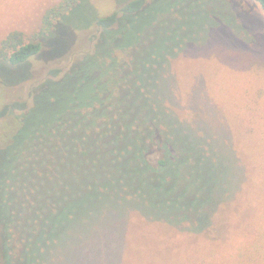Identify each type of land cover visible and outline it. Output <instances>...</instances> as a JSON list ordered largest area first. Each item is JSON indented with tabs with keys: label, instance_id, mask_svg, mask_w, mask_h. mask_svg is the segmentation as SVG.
Segmentation results:
<instances>
[{
	"label": "trees",
	"instance_id": "trees-1",
	"mask_svg": "<svg viewBox=\"0 0 264 264\" xmlns=\"http://www.w3.org/2000/svg\"><path fill=\"white\" fill-rule=\"evenodd\" d=\"M156 1L162 4L155 7ZM256 1L264 12V0ZM116 4L111 14L93 16L90 0H60L45 11L33 39L13 30L0 42V82L5 86L31 79L33 58H67L65 66L51 67L29 89L26 100L0 107V119L12 124L11 133L0 137V150L26 136L20 159L11 167L3 165L7 156L0 158V264L14 230L30 238L34 219L45 213L68 215L66 226H72L61 223L65 231L50 234L47 224L45 239L52 245L68 240L66 231L74 226L88 220L97 226L109 213L136 210L175 226L209 225L201 207L211 201L209 211L229 170L204 153L214 148L212 143L167 107L170 92L164 78L177 52L196 42L215 14L198 23L197 11L185 21L174 0ZM70 28L80 36L66 35V42L54 47L50 39ZM32 126L41 133L31 136ZM218 166L224 172L212 177Z\"/></svg>",
	"mask_w": 264,
	"mask_h": 264
},
{
	"label": "rangeland",
	"instance_id": "rangeland-1",
	"mask_svg": "<svg viewBox=\"0 0 264 264\" xmlns=\"http://www.w3.org/2000/svg\"><path fill=\"white\" fill-rule=\"evenodd\" d=\"M59 1L0 0V42L13 30L22 31L27 40L33 39L45 11ZM174 1L181 6L179 13L184 14L185 21L193 20L191 14L195 11L201 16L198 23L205 21L201 20L202 16L215 14L211 27L204 28V32L198 27L196 34L201 32L200 38L177 52L164 78V88L170 92L165 100L167 107L197 135L212 143L214 148H206L204 153L211 154L212 161L229 170L223 188L215 190L209 211L211 201L206 202L207 207H201L209 225L175 226L150 220L136 210L130 214L109 213L97 226L91 220L84 225L73 220L77 226L71 232L66 231L71 233L68 240L53 241L52 245L45 239L49 231L45 228L47 224L53 229L50 234L65 231L63 225L72 226H66L68 215L45 213L34 219L35 235L32 233L30 238L19 229L14 230L12 239L8 238L6 243L8 249L3 245V264H15V261L21 264H264L263 9L256 0ZM90 3L94 7L93 16L111 14L117 6L116 0H90ZM161 4L156 1L155 7ZM90 18L91 14L83 24L90 22ZM192 29L195 33V28ZM80 34L70 28L52 37L50 42L58 47L66 42V35L79 37ZM191 36L194 34L187 35L188 40ZM81 45L80 40L78 48ZM32 60L31 79L12 86L0 82V107L11 100H26L29 89L51 67H63L67 63V58L50 62ZM8 122L0 119L3 139L11 133L12 124ZM40 133V127H31V136ZM25 137L0 150V158L7 156L8 163H3L6 168L20 159L18 152L25 144ZM207 166L205 163L201 169L202 176ZM218 172L224 171L218 166L212 177ZM3 232L0 224L1 236Z\"/></svg>",
	"mask_w": 264,
	"mask_h": 264
}]
</instances>
